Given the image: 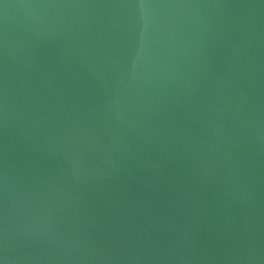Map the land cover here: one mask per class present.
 Returning a JSON list of instances; mask_svg holds the SVG:
<instances>
[{"label": "water", "instance_id": "1", "mask_svg": "<svg viewBox=\"0 0 264 264\" xmlns=\"http://www.w3.org/2000/svg\"><path fill=\"white\" fill-rule=\"evenodd\" d=\"M0 264H264V0H0Z\"/></svg>", "mask_w": 264, "mask_h": 264}]
</instances>
